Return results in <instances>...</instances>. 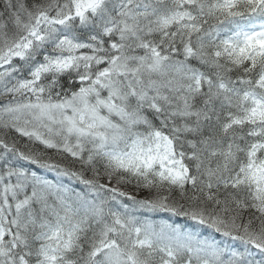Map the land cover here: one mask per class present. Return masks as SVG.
Returning a JSON list of instances; mask_svg holds the SVG:
<instances>
[{"label": "snow or ice", "instance_id": "snow-or-ice-1", "mask_svg": "<svg viewBox=\"0 0 264 264\" xmlns=\"http://www.w3.org/2000/svg\"><path fill=\"white\" fill-rule=\"evenodd\" d=\"M0 264H264V0H0Z\"/></svg>", "mask_w": 264, "mask_h": 264}]
</instances>
